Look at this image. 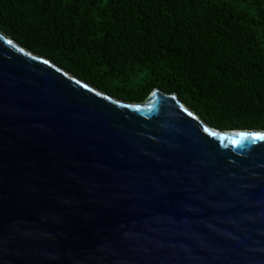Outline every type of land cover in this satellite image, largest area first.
Returning a JSON list of instances; mask_svg holds the SVG:
<instances>
[{
	"label": "water",
	"instance_id": "water-1",
	"mask_svg": "<svg viewBox=\"0 0 264 264\" xmlns=\"http://www.w3.org/2000/svg\"><path fill=\"white\" fill-rule=\"evenodd\" d=\"M0 264H264V131L111 98L0 31Z\"/></svg>",
	"mask_w": 264,
	"mask_h": 264
},
{
	"label": "trees",
	"instance_id": "trees-1",
	"mask_svg": "<svg viewBox=\"0 0 264 264\" xmlns=\"http://www.w3.org/2000/svg\"><path fill=\"white\" fill-rule=\"evenodd\" d=\"M0 31L111 98L157 89L214 129L264 131V0H0Z\"/></svg>",
	"mask_w": 264,
	"mask_h": 264
}]
</instances>
